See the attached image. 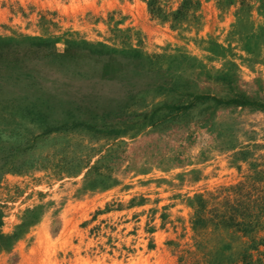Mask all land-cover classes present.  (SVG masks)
Returning <instances> with one entry per match:
<instances>
[{
  "label": "rangeland",
  "instance_id": "374dc122",
  "mask_svg": "<svg viewBox=\"0 0 264 264\" xmlns=\"http://www.w3.org/2000/svg\"><path fill=\"white\" fill-rule=\"evenodd\" d=\"M0 53V264H240L264 0H0Z\"/></svg>",
  "mask_w": 264,
  "mask_h": 264
},
{
  "label": "trees",
  "instance_id": "16d2710c",
  "mask_svg": "<svg viewBox=\"0 0 264 264\" xmlns=\"http://www.w3.org/2000/svg\"><path fill=\"white\" fill-rule=\"evenodd\" d=\"M2 56L3 54L0 53V58ZM1 70H4L2 65H0V79L4 80L1 77ZM235 103L242 104V102ZM230 189L235 190L234 198H226L225 203L221 206L222 210L206 211L207 202L200 196L199 210L196 213L194 224L202 230L208 222H212L215 226L221 225L242 233L248 237V242L239 252L237 262L240 264H264V251L259 249L260 246H264V236L258 235L264 224V186H256L254 183L238 184ZM208 213L213 218H206ZM253 252L257 253L255 258Z\"/></svg>",
  "mask_w": 264,
  "mask_h": 264
}]
</instances>
